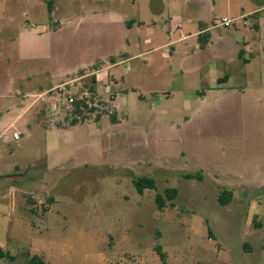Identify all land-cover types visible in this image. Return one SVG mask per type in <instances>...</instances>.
<instances>
[{
    "label": "rangeland",
    "instance_id": "rangeland-1",
    "mask_svg": "<svg viewBox=\"0 0 264 264\" xmlns=\"http://www.w3.org/2000/svg\"><path fill=\"white\" fill-rule=\"evenodd\" d=\"M48 1L0 0V61L8 60L0 97L10 93L5 107L28 105L40 124L71 128L45 138L40 128L18 125L19 140L11 133L0 139V174H15L0 188L14 186L25 203L12 211L0 207L6 220L22 224L10 228L5 250L12 259L0 264H29L32 253L42 264H264L262 34V44L235 57L241 12L254 10L255 0H210L203 11L215 25L209 48L198 50L191 37L170 59L164 57L168 46L140 54L165 43L167 16L181 19L182 34H193L199 12L186 6L189 0H160V17L151 14L150 0H51L59 5L52 15ZM96 8L100 17L92 21ZM111 15L144 25L127 33ZM256 16L264 18V10ZM224 18L233 25L219 26ZM120 53L129 59L111 73L126 90L115 100H126L122 110L102 104L71 125L60 106L63 95L90 87V74ZM94 60L101 62L87 67ZM24 68L52 71L56 83L73 81L40 104L39 97L23 95L40 92L48 81L18 79ZM224 75L228 81L217 84ZM45 152L47 161L40 158ZM139 177L153 179L155 189L139 195L133 185ZM167 189L176 191L174 199ZM156 195L163 198L161 210ZM222 195L229 197L226 205Z\"/></svg>",
    "mask_w": 264,
    "mask_h": 264
},
{
    "label": "crops",
    "instance_id": "crops-1",
    "mask_svg": "<svg viewBox=\"0 0 264 264\" xmlns=\"http://www.w3.org/2000/svg\"><path fill=\"white\" fill-rule=\"evenodd\" d=\"M101 0H95L94 3H100ZM134 2V0H133ZM210 0H189L186 3L190 4V5H195L198 12H199V18L197 19V29L193 32V34H188V35H184L181 32V19L177 16H167V20L163 21L162 24V29L166 30L168 32V36L166 37V41L165 43H163L162 45L152 48V49H148L145 52L141 53L140 55L143 54H148L150 52H153L154 50H158L159 48L162 47H170L171 52H169V55H164L165 58L170 59L172 57V55H174L177 51H178V45L181 43L186 42L189 38L191 37H195L197 39V42L200 43L198 41V38L200 37H205V35H207L208 39L206 41V43L201 44L202 46H197L198 50H202L205 51L207 48H209L210 43H211V39H212V34H211V30L212 28L215 27L212 26L210 23V20H207L206 16L203 14L206 9V13H208L210 7H209V3ZM212 3V1H211ZM255 3L257 5H255L254 10H249L247 13L245 12H241V26H242V31H238L239 32V38H240V42H236L239 43L241 46L236 48V52H235V57L238 58L239 60L242 59L245 54L250 51L255 45L256 43H260L262 40L261 34L263 36V40H264V18L261 16H256L258 15V13H260L261 11L264 10V0H255ZM48 4V8H50V14L52 15L55 11H57L58 8V3H54L51 0H49L47 2ZM149 8L151 11V14L155 17H160L161 15H163L164 12V5L160 0H150L149 1ZM100 10H98V8L93 9L91 11V20L92 21H96L97 17H100ZM204 11V12H203ZM254 16L255 19H253V21H249V18H253ZM111 21H114V23H118L124 26L126 32L128 33L129 31H131L134 26H137V28L141 27L142 25H144V23L141 20H135V19H129L126 20L125 18L119 16V15H111L109 16ZM249 21V22H248ZM57 29L61 27V24L57 23ZM202 24V27H200L199 25ZM178 33V34H177ZM177 34V36H176ZM144 43L146 45H150L151 44V40L149 38L144 39ZM264 43V41H263ZM262 44V43H260ZM167 51V49H165ZM262 50H264L263 44H262ZM171 54V55H170ZM127 53L124 54H118V56H108L105 60V65L103 62H101V60H94L91 64H89L90 67L92 66L94 63L96 62H101L102 66L100 68H96V70H94L90 75L92 76L91 79L94 82V88L99 92V94L101 95V98L103 99H107L109 92L112 93L114 99L111 102V105L113 106V108L116 111H121L122 110V106L124 105V103L126 102L125 99H121L118 103H115L116 97L119 93H125L126 90L122 89V84L121 81L119 82V78L116 77L113 73H111V70L115 67H118L119 65H121V63L127 61L129 58L127 57ZM123 59L122 61H118L117 59ZM126 58V59H125ZM125 59V60H124ZM2 62H4L5 67L3 68L4 70L0 69V89L1 87H3L2 85H5V81H6V77H5V72H6V65H7V59L3 58L1 60ZM0 61V62H1ZM34 59H31L29 61L25 60L24 62H34ZM243 63L246 64L248 63L247 60H243ZM104 65V66H103ZM38 69V68H36ZM33 70L32 72L26 71V69L24 68L25 72L22 70L21 75L19 76L18 79L23 78V80H25L27 83L31 82V80L34 78V76L38 75V76H43L47 81V87L44 89L39 88L40 92H36L33 89L30 92H27L26 94L23 95V97H25L26 95L29 97H39V103L40 104H44L46 103L47 100H45L44 95H49L50 92H52V90L59 88L60 86H69L70 83L73 80H69L67 82H60V83H56L54 80V74L52 71L46 70L45 68H39L38 70ZM83 68H78V69H74L73 70V74H75L76 71L78 70H82ZM103 74V75H102ZM16 78V77H15ZM120 80H123L122 77H120ZM227 82L228 81V75H224L223 79L218 78L216 80V83L219 84L220 82ZM2 94V91L0 90V95ZM10 95V93H5L4 95H2L0 97V102H1V108H0V139H6L8 138V136L10 135V133L12 134V138H13V134H18L16 131V127L18 125H21L22 127H26L28 130L31 129L30 127L33 126L35 128H40L43 132H44V137L46 138L47 135H53V134H62L64 132H67L71 129V128H62L59 126H45L40 124L39 122H37L36 120H34L33 115L28 113V105L26 106V108H20L17 109L15 106H13L11 104V106L9 107H5L6 106V100L8 98V96ZM54 95V94H52ZM50 99H54L55 98L52 96ZM13 109V110H12ZM12 111V112H11ZM45 113L47 114L48 111L46 110ZM103 118V117H102ZM101 118V119H102ZM27 130V131H28ZM19 135V134H18ZM20 136V135H19ZM14 139V138H13ZM16 140V139H14ZM19 140V139H17ZM47 150V147L45 148ZM48 154L45 153H41L40 154V158H44L47 161V157ZM16 167L14 168V171H16ZM15 177V174L13 175V172H8L7 174H0V183L4 182V179L7 180H13ZM9 185L5 182V186ZM10 190L6 191L0 188V207L2 205L6 206L8 209H10L11 211L13 209H24V200L22 195H17L16 192V188L12 185H9ZM12 189V190H11ZM12 191H15L14 193ZM51 209V207L49 208ZM50 212V211H49ZM48 212V213H49ZM21 219H17L16 221L12 222L10 219L6 220L2 214H0V232L2 233V236H0V238L3 240L2 243H0V251H2L3 253H7V251L5 250L6 247V243H7V236L9 234L10 228L13 227V229L15 228V230H18L19 228L22 227V224L20 223ZM21 226V227H20ZM27 229V228H26ZM9 238V237H8ZM12 241H15L14 238H9ZM250 245H245V249H246V253L250 252ZM137 251L139 252V247L136 248ZM32 253V252H31ZM38 254L36 253H32L31 256H36L37 257Z\"/></svg>",
    "mask_w": 264,
    "mask_h": 264
},
{
    "label": "built area",
    "instance_id": "built-area-1",
    "mask_svg": "<svg viewBox=\"0 0 264 264\" xmlns=\"http://www.w3.org/2000/svg\"><path fill=\"white\" fill-rule=\"evenodd\" d=\"M233 25V21L228 19H222L219 26H222L224 28H229ZM92 90L87 88H79L75 92L67 91L63 95V100L60 103V106L69 113L71 116V120H80L84 119V116L90 114V113H97L101 108L102 104L108 105L111 103L114 99L112 93L109 92L108 98L103 99L101 98V95L99 92L94 88V82L92 81ZM66 86H60L59 88H56L50 92V94H54L53 97L56 99L57 96L61 92V88H64ZM79 105L76 107V105ZM51 110L56 107V105L49 106ZM86 107V108H85ZM76 108L79 109V114H75ZM54 110V109H53ZM14 139H19L18 134H13Z\"/></svg>",
    "mask_w": 264,
    "mask_h": 264
},
{
    "label": "trees",
    "instance_id": "trees-1",
    "mask_svg": "<svg viewBox=\"0 0 264 264\" xmlns=\"http://www.w3.org/2000/svg\"><path fill=\"white\" fill-rule=\"evenodd\" d=\"M48 11L49 12L51 11L50 8H48ZM199 26L202 27V24H200ZM207 39H208V37H207V35H205L204 38L203 37L198 38V41L201 44H203V43H206ZM89 89L92 90L93 89L92 86H90ZM78 106L79 105L77 104L76 107H78ZM75 114H79L78 108H76ZM76 122H77L76 120H71V125H74ZM111 122L113 124H115V119L113 117H111ZM186 178L192 179V178H194V176L193 175H186ZM133 185L136 189V192L139 195H142L145 190H154L155 189V183H154L153 179L148 178V177H139V178L133 180ZM224 194H225V196L227 195V193H224ZM165 195L169 200H172L176 196V191L174 189H167L165 191ZM223 195L219 197V202L221 203V205H226L228 200H229V197L224 198ZM155 202H156L157 208L159 210H161L164 206L163 198L160 195H156L155 196ZM155 252H156L158 258L160 259V261L163 262L164 261V255H163L161 248L159 246H156ZM4 258L12 259V257L9 256L8 253H3L2 251H0V259H4ZM28 262H29V264H42L41 262L38 261V258L36 256H31V257L28 256Z\"/></svg>",
    "mask_w": 264,
    "mask_h": 264
}]
</instances>
